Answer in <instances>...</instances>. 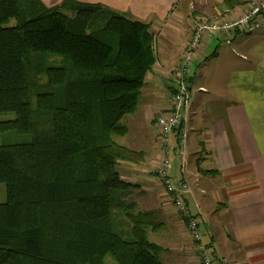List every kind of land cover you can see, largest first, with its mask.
Masks as SVG:
<instances>
[{
  "label": "trees",
  "instance_id": "obj_1",
  "mask_svg": "<svg viewBox=\"0 0 264 264\" xmlns=\"http://www.w3.org/2000/svg\"><path fill=\"white\" fill-rule=\"evenodd\" d=\"M154 40L104 4L0 0V115L15 114L0 120V264H163L149 236L166 225L118 171L146 156L115 141L155 68Z\"/></svg>",
  "mask_w": 264,
  "mask_h": 264
},
{
  "label": "crops",
  "instance_id": "obj_2",
  "mask_svg": "<svg viewBox=\"0 0 264 264\" xmlns=\"http://www.w3.org/2000/svg\"><path fill=\"white\" fill-rule=\"evenodd\" d=\"M63 1L43 0L50 8ZM78 1L104 4L125 17L149 23L153 35L162 43L161 48L157 46L161 55L157 51L155 67L162 69L160 74L164 73L173 86L166 93L164 87L146 80L142 97H147L148 104L135 114L136 132L132 146H126L146 158L139 165L125 166L135 180L148 174L153 179L156 189L151 191L136 183L141 199L138 204L145 211H155L166 225L162 233H156L155 242L161 249L163 264H201L198 244L191 239L171 197L157 179L165 150L156 119L171 109L170 99L176 87L171 73L180 68L196 26L203 20L216 19L229 6L226 0ZM244 2L239 0L240 6L232 8L234 12L242 13ZM260 23L261 29L264 16ZM215 37L213 33L206 38L193 64L198 58L208 63L217 57L218 49L212 54L207 51ZM252 49V59L245 61L248 66L231 72L225 87L219 86L221 95L208 83L198 86L196 92L189 88L191 117L185 162L178 134H172L169 147L170 178L177 186L188 183L191 192L184 196L191 214H202V227L208 233L202 244L213 258L216 248L229 264H264V36ZM194 73L191 70L186 76L189 82L195 81Z\"/></svg>",
  "mask_w": 264,
  "mask_h": 264
},
{
  "label": "built area",
  "instance_id": "obj_3",
  "mask_svg": "<svg viewBox=\"0 0 264 264\" xmlns=\"http://www.w3.org/2000/svg\"><path fill=\"white\" fill-rule=\"evenodd\" d=\"M264 16V0H245L242 13L234 12V9L228 8L225 12L213 20H203L196 26L192 41L184 51V56L180 63V68L171 73L172 78L176 81V87L171 95V109L166 114H158L156 125L160 129V138L165 150V157L162 159L160 169L157 173V179L160 180L166 193L171 197L174 207L178 210L183 221L186 224L191 239L198 244L197 252L200 257L201 264H229L223 255L216 248L214 249L215 257L207 251L202 244L206 233L202 227V214L192 215L190 206L185 198L186 192H191L187 182L175 185L170 178L172 169L169 159V147L171 144V136L173 133L178 134L182 147V161L185 162V149L188 136V123L190 121V90L187 85V75L191 71L194 59L198 55V51L203 45L207 37H211L213 33L219 31L223 34H231L236 30L254 31L259 29L262 24L260 20Z\"/></svg>",
  "mask_w": 264,
  "mask_h": 264
},
{
  "label": "rangeland",
  "instance_id": "obj_4",
  "mask_svg": "<svg viewBox=\"0 0 264 264\" xmlns=\"http://www.w3.org/2000/svg\"><path fill=\"white\" fill-rule=\"evenodd\" d=\"M10 23L12 27L17 24L16 21H11ZM214 35L216 37L211 42L210 49L207 51H210L209 54H212L214 50L218 49L219 52L217 54V57L212 58L208 61V63H206L207 61H205V59L198 58L194 63L195 65H192L191 70L195 71L194 76L196 77V79L194 82H189L187 78V85L188 88L192 89L193 92L198 91V86L208 83V85H210L213 90H218V92H220L219 94L221 95L223 92L219 89V86L225 87V84L228 81L227 78L229 77V74L233 71H238L248 66V62L245 61H249L252 59V48L254 44L258 41V39L264 36V26L261 29H255L254 31L243 29L241 33L237 35L235 34V32L227 35L222 34L219 31H216ZM154 41L155 52L157 54V46L158 48H161L162 43L161 41H157V38H155ZM158 53L159 55H161L160 51H158ZM155 69L156 70L154 73H152L151 71L150 73L152 74H148L146 78L148 79V83L153 86L157 85L160 87H164V89L162 90L168 93V88L169 86H173V82L171 83L170 80H167L164 73L162 75L160 74L162 73V69L160 67H155ZM146 100L147 97H142L138 103L137 111L131 116L125 117L123 123L127 127V129L130 130V132L126 136L115 137L116 143L128 147L132 146L131 142L133 132H136L135 130H133V128L138 118V115L135 114H137L138 110L142 109L144 104H148V102L145 103ZM14 116L15 114H10L7 116L0 115V120L4 121L7 119H13ZM170 160L172 159L170 158ZM123 163H121L122 165H119L118 167V171L122 179L130 181L133 184L140 183L142 188L145 187V189H148L150 191L151 188L156 189L153 186V179L150 174L140 175V180H135V177L130 175L131 171L125 166L127 165V163ZM133 193L134 200L139 203L141 200L139 189L136 188ZM7 200L8 199L6 186L3 183H0V203H6ZM154 205L155 204H153V206ZM149 237L151 241L156 242L158 235L156 233H150ZM107 261L109 262V264H113V260L111 257H109Z\"/></svg>",
  "mask_w": 264,
  "mask_h": 264
}]
</instances>
